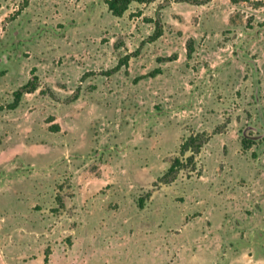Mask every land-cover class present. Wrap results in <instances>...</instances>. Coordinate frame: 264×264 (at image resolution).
I'll return each mask as SVG.
<instances>
[{"label": "rangeland", "instance_id": "obj_1", "mask_svg": "<svg viewBox=\"0 0 264 264\" xmlns=\"http://www.w3.org/2000/svg\"><path fill=\"white\" fill-rule=\"evenodd\" d=\"M206 1L0 0V264H264V0Z\"/></svg>", "mask_w": 264, "mask_h": 264}, {"label": "trees", "instance_id": "obj_2", "mask_svg": "<svg viewBox=\"0 0 264 264\" xmlns=\"http://www.w3.org/2000/svg\"><path fill=\"white\" fill-rule=\"evenodd\" d=\"M153 1L154 0H104V3L106 5L108 12L113 17L121 18L128 11L131 4L133 3L149 4ZM180 1H183V0H180ZM150 22L154 24V31L148 37V42H154L162 36L163 30H162V25H161L159 16L154 21L151 20ZM187 51H188L187 57L190 58L192 54L191 53L192 52L191 41L188 43ZM173 58L175 57L169 58L167 60L171 61L173 60ZM128 59H129V56H125L124 58L119 60L117 66L112 70V72H117L122 66H126ZM30 72H31V76L27 80V82L24 85H22L18 90L13 92L12 102L7 105L8 110H15L24 94L33 93L38 89V78L34 75V69H32ZM159 73H160L159 69H154L151 73H149L148 76L153 77ZM50 130L58 131L59 127L55 125V126L50 127ZM206 140L207 139L203 133L190 135L180 145L179 154L182 157H184L186 153H190L189 156L185 158V161L191 164L194 161L195 156L199 154ZM250 144H251V141L249 139H245V138L242 139V146L244 148H249ZM184 166L185 165L180 161L179 158H175L170 164V166L168 167V169L163 173V175L158 178L157 182L160 184H165V185L170 184L177 178L179 172L182 170ZM138 207L142 208V202L140 200L138 202Z\"/></svg>", "mask_w": 264, "mask_h": 264}, {"label": "crops", "instance_id": "obj_3", "mask_svg": "<svg viewBox=\"0 0 264 264\" xmlns=\"http://www.w3.org/2000/svg\"><path fill=\"white\" fill-rule=\"evenodd\" d=\"M212 2H213V0H209L208 2H206V3H204V4H202V6H211V4H212ZM151 4V3H150ZM152 4H153V2H152ZM172 4H173V1H169V6H168V8H170L171 6H172ZM164 14V13H163ZM8 239H6V243H8V241H7ZM10 244V243H9ZM8 244H6V245H1L0 246V254L2 253V249L4 248L3 246H7ZM11 245V244H10ZM9 248H13V247H9ZM6 249H8V247L6 248ZM19 259V257H15V258H13L12 259V261H14V262H16L17 260ZM4 264V263H3ZM7 264V263H6Z\"/></svg>", "mask_w": 264, "mask_h": 264}, {"label": "flooded vegetation", "instance_id": "obj_4", "mask_svg": "<svg viewBox=\"0 0 264 264\" xmlns=\"http://www.w3.org/2000/svg\"><path fill=\"white\" fill-rule=\"evenodd\" d=\"M2 65H4L5 67H7L9 65L8 59L5 56H2L1 59H0V67ZM0 72H1V69H0Z\"/></svg>", "mask_w": 264, "mask_h": 264}, {"label": "water", "instance_id": "obj_5", "mask_svg": "<svg viewBox=\"0 0 264 264\" xmlns=\"http://www.w3.org/2000/svg\"><path fill=\"white\" fill-rule=\"evenodd\" d=\"M250 129H252V127H248L247 129H245V130L243 131V134H245V132H246L247 130H250Z\"/></svg>", "mask_w": 264, "mask_h": 264}]
</instances>
